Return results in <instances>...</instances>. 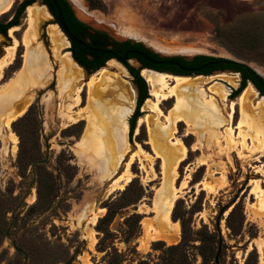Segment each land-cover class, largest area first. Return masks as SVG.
<instances>
[{"label":"rangeland","instance_id":"rangeland-1","mask_svg":"<svg viewBox=\"0 0 264 264\" xmlns=\"http://www.w3.org/2000/svg\"><path fill=\"white\" fill-rule=\"evenodd\" d=\"M24 1L11 0L0 23L11 22ZM68 1L82 22L117 41L141 42L163 57L232 60L264 77V0H80L83 8ZM31 7L40 10L33 23L26 9L9 29L12 35L0 34V62L18 41L13 63L0 73V106L6 108L0 113V264H24L25 255L28 264H216L219 242V264H264V209L254 195L258 189L264 196V155L239 145L230 149L226 139L231 127L238 142L240 133L249 134L248 147L259 146L249 124L264 97L254 89L256 97L245 112L236 105L232 113L240 74L187 75L182 77L195 86L182 92L184 107L170 99L159 105V114L150 109L154 99L145 80L149 96L132 136L130 127L123 157L111 142L101 150L111 164L102 182L95 163L83 157L92 152L90 145L81 147L87 122L68 126L61 115L70 106L75 114L89 107L85 85L104 70L111 82L125 83L131 95L129 127L139 99L134 79L117 60L90 75L78 65L72 70L65 62H74L68 38L43 0ZM36 57L46 62L39 73L29 67ZM128 64L141 71L136 60ZM65 67L70 71L63 76H73L81 89L78 107L72 103L76 95L59 87ZM12 88L17 94L5 105ZM50 95L55 99L48 105ZM27 103L29 109L17 118ZM208 107L216 110L214 121L203 112ZM244 114L250 123L239 126ZM168 115L181 120L173 136L162 133ZM145 116L149 127L138 126ZM7 121L18 138L15 149L4 138ZM150 128L164 149L173 151L177 140L186 147L176 174L152 142ZM134 153L138 156L128 166ZM161 190V202L177 195L170 216L176 230L166 227L155 205ZM23 200L7 236L11 214Z\"/></svg>","mask_w":264,"mask_h":264},{"label":"bare ground","instance_id":"bare-ground-1","mask_svg":"<svg viewBox=\"0 0 264 264\" xmlns=\"http://www.w3.org/2000/svg\"><path fill=\"white\" fill-rule=\"evenodd\" d=\"M79 6L83 8V6L80 3V0H72ZM11 7V0H0V13L3 11H8ZM39 9L37 7H28L27 12L28 16L31 19V22H34V16L39 14ZM97 16V15H96ZM15 30V29H14ZM13 30L9 31V34L12 35ZM127 32V30H126ZM131 35L130 33H128ZM134 35V34H133ZM18 47V41L14 42V46L11 48L7 49V54L6 56L2 59L0 62V73L2 70L7 67L8 65L12 64L14 59H15V53H16V48ZM66 64L73 70L76 66V64L69 58L66 59ZM29 67L33 71L42 72L44 68L46 67V62L42 60V57H36L34 58L31 63L29 64ZM77 69V68H75ZM69 69L66 67L63 69V71L60 74V84L59 87L61 89L67 91V93H72L71 95L75 94L76 98L75 100H72V103L75 107H78L80 103L82 102L80 93L81 89L76 87V80L73 79L72 77H66L63 76L64 73L67 74L69 73ZM106 71L102 70L101 72L98 73L97 76H93L87 85H85L88 89V106L87 109H83L80 112L78 111L76 114L73 111V107L70 106L67 109L66 113H62L61 118H63L67 123L69 124L68 126L76 125L80 123L81 121H86V130L84 133V138L83 141L81 142V147L83 146H92V152L89 155H83L84 159L89 161V163L94 164L97 172H98V177L102 182H104L107 173L111 172L110 171V160L101 154V150L103 149L104 145L109 144L111 142L113 146L119 151L121 158L124 155V151L127 148L128 145V140H127V133H128V122H127V117L132 111V107L130 108L131 105V95L128 93V90L126 89V84L125 83H118L117 81L111 82L107 77H106ZM142 77L145 78L147 81L149 87L151 88V95L153 97V101H149L148 103L150 106V109L152 111H155L159 114H162V111L160 110L159 105L167 100L170 99H175L177 103L181 102L182 98V92L184 90L188 91L191 89V87L195 86L193 83H190L188 81L189 78H180L176 77L174 78L173 76H169L167 74L163 73H157L153 72L150 70H144L142 72ZM75 77V76H74ZM67 78V79H66ZM66 79V80H65ZM50 80L46 83L49 84ZM171 80H174V84H171ZM83 86V85H82ZM252 86L249 85L248 88H246L241 95L238 97V102L237 103H232L231 111L233 113L234 111V106L239 105L241 110L245 112V109L249 107L251 102L255 99L256 97V92ZM181 91V92H180ZM180 92V94H179ZM12 94L15 96L17 94V89L12 88V92L9 94L10 96H5L4 99V104L8 105L10 103L11 96ZM63 96V93H61ZM71 95H69L71 99ZM68 97V96H67ZM54 97L50 95L49 100H48V105L54 101ZM183 102H181V105L179 104V107H184ZM72 105V104H71ZM30 104L27 103L23 110L17 114V118L24 115L26 111L29 109ZM129 106V107H128ZM7 107V106H6ZM52 108V106H50ZM6 108H4L3 104L0 106V113H4ZM53 111V110H51ZM208 111V112H207ZM214 111V113H213ZM50 112V111H49ZM206 115H211L212 121L216 118V110L213 108H206L205 111ZM255 119L251 120L249 117L246 118V115L244 114L243 117V123L239 124L245 125L246 123L249 124L250 120L251 123L249 124L251 128H253L256 131V139L258 142L259 146H253L252 148L248 147L247 145V138L249 134L246 135H241L239 134V138H242L241 142L237 141V136L235 134V138H233V128H228L230 131L226 137V139L231 140L228 141L230 144V149L237 147V145L243 147V149L248 150L252 154L255 153H260L264 155V104H259L257 107V110L255 111ZM61 114V113H60ZM2 115V114H0ZM216 115V116H215ZM254 115V114H253ZM1 120H5V116H1ZM16 117V116H15ZM171 115H168L166 117V120L168 122V125H165V128L162 130V133L165 135L169 131L172 132V136L176 133V123H179L181 120L180 119H175L172 121ZM146 125L149 127L150 122L149 118L145 116L144 118L139 119L138 126L140 125ZM108 130L106 131V129ZM6 129L9 132V135L4 138H8L9 141L15 147L18 144V138L17 136L11 131L10 128V121H7L6 124L4 125ZM151 129V128H150ZM250 131V129H249ZM150 133V138L152 139V142L157 143V148L162 149L163 152L166 155L165 161L169 165H173V169L171 170V175L176 174V169L181 161L184 160L186 156V147L184 146L183 142L180 140H177L173 143L174 150L170 151L168 149H164L161 146L160 138L155 141V136L156 132L155 130L151 129ZM1 138L2 135H0ZM159 136V135H158ZM157 136V137H158ZM168 136V135H167ZM255 144V143H254ZM166 145V144H165ZM164 146V145H163ZM251 146V144L249 145ZM239 152V151H238ZM86 153V152H85ZM93 154V157H92ZM137 154L134 153L131 156V160L128 163V166L133 162L134 157ZM240 155H242L240 153ZM138 156V155H137ZM264 157V156H262ZM164 161V162H165ZM127 170V169H126ZM164 172L166 173L167 167L164 165ZM125 173H127L125 171ZM124 173V174H125ZM101 174V175H100ZM123 174V175H124ZM164 174V173H163ZM121 180V177L116 180V182H119ZM126 182L129 183V180ZM115 183V182H114ZM115 185V184H114ZM121 190L124 189V186L122 185ZM113 190H111L112 192ZM162 190L158 194V198L155 202V205L157 206L158 212L160 211L162 219L166 222V227L170 228L173 230H176V227H172L170 224V216H171V211L175 205V202L177 200V195L173 194L172 196L163 199L162 202L159 199L161 197ZM255 197L260 201V209H264V196L260 194L258 189L255 190L254 193ZM160 200V201H159ZM96 218H93V221H95ZM159 235V233H156ZM155 234V235H156Z\"/></svg>","mask_w":264,"mask_h":264},{"label":"flooded vegetation","instance_id":"flooded-vegetation-1","mask_svg":"<svg viewBox=\"0 0 264 264\" xmlns=\"http://www.w3.org/2000/svg\"><path fill=\"white\" fill-rule=\"evenodd\" d=\"M66 1L68 2L71 9L73 10L70 2L68 0H66ZM43 3L47 7V9L49 10L52 17L54 18L55 23L58 25L60 30L64 33L60 22L57 20V12H56V15H54L53 12L51 11V9L49 8V6L46 4L45 0H43ZM60 8H61V6H60ZM61 11H62V9H61ZM62 14L64 17L63 11H62ZM64 20L66 22L68 29L76 38L86 42L92 48L105 49V50H108V51H110L116 55H119L120 57H124L126 54H128V57H129L128 62L132 59L136 60L140 65L141 71L151 69V70L158 71L157 73L180 76V78H186V77H182V76H187V75H200V76L209 77L213 73H216V72L222 73V72H226V71L231 72L233 74H240V73H234L231 70H222L220 67L226 66V65L214 64L217 61L197 60V58H196L197 56L192 57V58L163 57V56L159 55L158 53H156V52L148 49L147 47H145L141 42L133 41L131 39L130 40H124V41H117L114 38L100 32V31L93 30L89 25L85 24L82 21L81 22L84 23L83 25L86 26L85 28L80 26L81 23L78 22V20H76V19L75 20H71V19L69 20L68 19L69 21H67L64 17ZM68 41L70 43V47H69L70 49L69 50H70L71 56L74 60V63L76 65H78L80 68H83L87 72V74H89V75L99 71L103 67L100 68L99 70H96V71L93 69H89L86 65L83 66L82 64H80L81 62H83L84 59H87L88 61L95 63V62H98L100 60V58H99L100 56L106 55V56H109L110 59L107 60L105 65L108 64L109 62H111L112 60H115V57L113 55H109V54H101V55L94 54V55L99 56V57H94L90 54H87V52H89L88 50H86L82 46L72 42L69 38H68ZM89 53H91V52H89ZM140 54H145L146 56H148L149 58H151L154 61L165 62V63H169V64H167V65H156V64L149 63L144 58H142L140 56ZM128 62L125 64L127 68L130 66L128 64ZM205 65H207V66L204 68V70L201 72H198V73L183 71V69L194 71V70L201 68ZM130 67H132V66H130ZM136 70H138V69H136ZM138 71L141 75V71L140 70H138ZM159 71H162V72H159ZM174 78H176V77H174ZM134 83H135V81H134ZM136 87L138 89L139 99H140L141 92H140V89L137 85H136ZM259 94L261 95L260 92H259ZM262 97H264V96H262ZM139 99H138V101H139ZM137 105H138V102H137ZM135 112H134V114H135ZM134 114H133V116H134ZM131 119H132V117H131ZM129 130H130V125H129Z\"/></svg>","mask_w":264,"mask_h":264},{"label":"trees","instance_id":"trees-1","mask_svg":"<svg viewBox=\"0 0 264 264\" xmlns=\"http://www.w3.org/2000/svg\"><path fill=\"white\" fill-rule=\"evenodd\" d=\"M34 2H35V0H25L20 5V7L18 8L16 16L11 22H9L7 24H1L0 23V34L6 36L9 29L18 25L20 17L22 16V14L25 12V10L28 7L32 6L34 4ZM45 2L49 6V8L53 12V14L56 15V11H55L54 7L52 6V4L48 0H45ZM58 2L61 6V9L64 13V17L67 21H69L70 19L71 20L76 19V20H78V22L81 23L80 26H82L83 28L86 27L85 25H83L84 23H82L76 17L74 11L71 9L70 5L68 4V2L66 0H58ZM87 54H90L94 57H99V56L94 55V54L89 53V52H87ZM99 58H100V60L98 62H95V63L90 62L87 59H84L83 62H81L80 64H82L83 66L86 65L89 69H93L96 71V70H99L100 68L104 67L107 60L110 59V57L106 56V55L100 56ZM196 58H197V60H203V61H220V59H215V58H211V57L197 56ZM220 68L222 70H231L234 73H240V75L242 77L241 86L238 90L234 91L233 97H239L241 95V93L245 90V88L249 82L255 86V88L261 93L262 96H264V77H262L260 74H258L253 69H251L249 66H247L245 64H239V63H230L229 65L222 66ZM127 69H128V72L131 74V76L134 78L135 84L139 87L140 92H141L136 112H135L134 116L132 117V119L130 120L131 136H132L135 122L138 119V117L140 116L139 109H140L141 105L148 98L149 91H148V85H147L145 79L143 77H141L139 71L133 67H130V66ZM159 72H162V71H159ZM217 256H218V254H217ZM218 259H219V257H218Z\"/></svg>","mask_w":264,"mask_h":264},{"label":"water","instance_id":"water-1","mask_svg":"<svg viewBox=\"0 0 264 264\" xmlns=\"http://www.w3.org/2000/svg\"><path fill=\"white\" fill-rule=\"evenodd\" d=\"M52 5L53 7L55 8L56 12H57V20L60 22L61 26H62V29L64 31V33L66 34V36L74 43L82 46L83 48H85L86 50H88L89 52L93 53V54H97V55H101V54H109V55H113L115 57V60L121 62L122 64H126L128 62V54H126L124 57H120L119 55H116L108 50H105V49H95V48H92L90 47L86 42L76 38L71 32L70 30L68 29L67 25H66V22L64 20V17H63V14H62V11H61V8H60V5H59V2L58 0H48ZM74 11V10H73ZM75 13V11H74ZM76 15V13H75ZM77 17V15H76ZM78 18V17H77ZM79 19V18H78ZM80 20V19H79ZM81 21V20H80ZM140 56L142 58H144L146 61H148L149 63H152V64H156V65H167L169 63H165V62H157V61H154L152 60L151 58H149L148 56H146L145 54H140ZM230 63H239V62H236V61H232V60H220V61H217L215 62L214 64L216 65H228ZM239 64H243V63H239ZM207 65L201 67V68H198L194 71H191V70H187V69H183V71L185 72H194V73H198V72H201L204 70V68L206 67ZM150 71H154V72H158V71H155V70H151V69H148ZM173 77H180V76H174L172 75ZM142 77V76H141ZM248 85H251L255 88V86L252 84V83H248ZM256 89V88H255ZM257 91V89H256ZM45 162V161H44ZM44 162H41V163H44ZM36 163L33 165V168L35 167ZM34 183H35V177H34ZM24 203V200L17 206V208L12 212L11 216H12V219H11V222H10V225L8 227V230L6 232V235L9 236L10 235V231L13 227V218L16 214V212L22 207ZM218 228H220V224H218ZM13 245L16 249L17 252L19 253H22L25 255V253L18 249V247L16 246V244L13 242ZM221 254V242L219 243V252H218V256L216 257V260H215V263L216 264H219V255ZM24 264H28V257L25 255V261H24Z\"/></svg>","mask_w":264,"mask_h":264},{"label":"crops","instance_id":"crops-1","mask_svg":"<svg viewBox=\"0 0 264 264\" xmlns=\"http://www.w3.org/2000/svg\"><path fill=\"white\" fill-rule=\"evenodd\" d=\"M128 132H129V129H128ZM127 136H128V133H127Z\"/></svg>","mask_w":264,"mask_h":264}]
</instances>
